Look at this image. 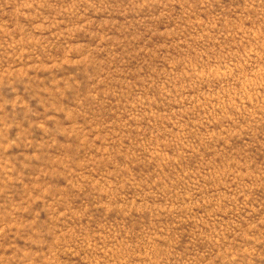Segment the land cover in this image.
I'll return each mask as SVG.
<instances>
[{
	"label": "rangeland",
	"instance_id": "1",
	"mask_svg": "<svg viewBox=\"0 0 264 264\" xmlns=\"http://www.w3.org/2000/svg\"><path fill=\"white\" fill-rule=\"evenodd\" d=\"M0 264H264V0H0Z\"/></svg>",
	"mask_w": 264,
	"mask_h": 264
}]
</instances>
